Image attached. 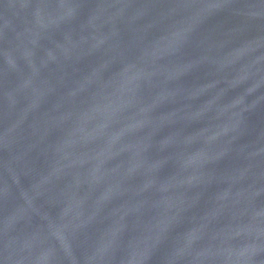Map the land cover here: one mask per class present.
<instances>
[{
  "label": "water",
  "instance_id": "obj_1",
  "mask_svg": "<svg viewBox=\"0 0 264 264\" xmlns=\"http://www.w3.org/2000/svg\"><path fill=\"white\" fill-rule=\"evenodd\" d=\"M0 264H264V0H0Z\"/></svg>",
  "mask_w": 264,
  "mask_h": 264
}]
</instances>
